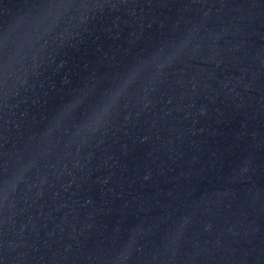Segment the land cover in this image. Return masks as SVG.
I'll use <instances>...</instances> for the list:
<instances>
[{"label": "water", "instance_id": "95a60500", "mask_svg": "<svg viewBox=\"0 0 264 264\" xmlns=\"http://www.w3.org/2000/svg\"><path fill=\"white\" fill-rule=\"evenodd\" d=\"M0 264H264V0H0Z\"/></svg>", "mask_w": 264, "mask_h": 264}]
</instances>
